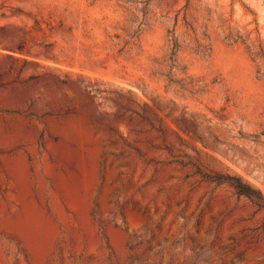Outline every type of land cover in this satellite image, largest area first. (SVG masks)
<instances>
[{
    "label": "rangeland",
    "instance_id": "rangeland-1",
    "mask_svg": "<svg viewBox=\"0 0 264 264\" xmlns=\"http://www.w3.org/2000/svg\"><path fill=\"white\" fill-rule=\"evenodd\" d=\"M264 0H0V264H264Z\"/></svg>",
    "mask_w": 264,
    "mask_h": 264
},
{
    "label": "trees",
    "instance_id": "trees-1",
    "mask_svg": "<svg viewBox=\"0 0 264 264\" xmlns=\"http://www.w3.org/2000/svg\"><path fill=\"white\" fill-rule=\"evenodd\" d=\"M204 176L213 181L227 182L231 186H233L239 193L255 199L256 202L260 205H264V194L262 193V191L252 186L250 183L244 181L243 178L239 175L216 173L215 175Z\"/></svg>",
    "mask_w": 264,
    "mask_h": 264
}]
</instances>
